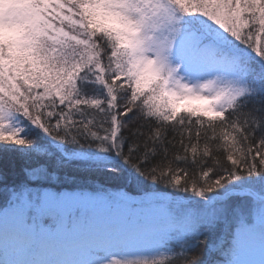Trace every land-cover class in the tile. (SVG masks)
Instances as JSON below:
<instances>
[{
    "label": "snow or ice",
    "instance_id": "snow-or-ice-1",
    "mask_svg": "<svg viewBox=\"0 0 264 264\" xmlns=\"http://www.w3.org/2000/svg\"><path fill=\"white\" fill-rule=\"evenodd\" d=\"M0 202V264H264V0H0Z\"/></svg>",
    "mask_w": 264,
    "mask_h": 264
},
{
    "label": "trees",
    "instance_id": "trees-1",
    "mask_svg": "<svg viewBox=\"0 0 264 264\" xmlns=\"http://www.w3.org/2000/svg\"><path fill=\"white\" fill-rule=\"evenodd\" d=\"M99 184H102V185H105V186H108V185H113L114 182L112 181H107L105 180L104 178H98L96 181H88V182H84V181H80L79 182V185L80 187L83 188L84 191H87V192H92L94 190V188L99 185ZM80 187H77L76 190H80ZM112 190L113 191H116L117 189L113 186L112 187ZM2 203V202H0ZM135 258V256H124V255H117L115 256L113 259H116V260H122V259H133Z\"/></svg>",
    "mask_w": 264,
    "mask_h": 264
},
{
    "label": "rangeland",
    "instance_id": "rangeland-1",
    "mask_svg": "<svg viewBox=\"0 0 264 264\" xmlns=\"http://www.w3.org/2000/svg\"><path fill=\"white\" fill-rule=\"evenodd\" d=\"M117 255L133 256L134 254H132V253H126V252H119V251H117V253H116V255H115V256H117ZM115 256H114V257H115ZM114 257H112V258H114Z\"/></svg>",
    "mask_w": 264,
    "mask_h": 264
}]
</instances>
